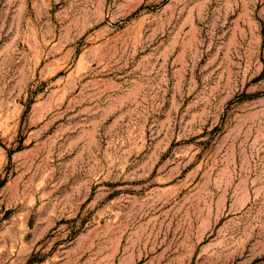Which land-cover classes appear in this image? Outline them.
Returning <instances> with one entry per match:
<instances>
[{"label": "rangeland", "instance_id": "1", "mask_svg": "<svg viewBox=\"0 0 264 264\" xmlns=\"http://www.w3.org/2000/svg\"><path fill=\"white\" fill-rule=\"evenodd\" d=\"M0 264H264V0H0Z\"/></svg>", "mask_w": 264, "mask_h": 264}]
</instances>
